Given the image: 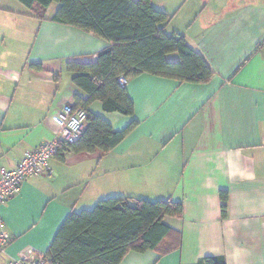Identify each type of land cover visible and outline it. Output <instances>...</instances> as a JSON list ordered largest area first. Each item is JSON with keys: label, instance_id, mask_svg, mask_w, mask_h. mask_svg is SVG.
<instances>
[{"label": "crops", "instance_id": "crops-1", "mask_svg": "<svg viewBox=\"0 0 264 264\" xmlns=\"http://www.w3.org/2000/svg\"><path fill=\"white\" fill-rule=\"evenodd\" d=\"M188 2L151 0L168 14V5L180 3L176 14L185 8L187 26L170 29L169 22L164 31L185 37L212 71L210 80L180 83L148 73L127 79L131 117L92 102L88 110L112 129L132 120L136 126L106 153L60 147L50 173L23 182L0 206L8 240L0 264L21 253L46 254L71 213L107 197L170 199L183 208L180 218L165 219L181 236L179 249L161 254L164 239L156 250L128 252L119 264H194L208 255L225 264H264V0ZM56 6L43 20L25 13L36 31L24 58L0 41V167H14L24 152L55 139L58 110L73 105L75 94L86 97L67 62L93 61L108 45L50 21ZM20 11L0 0L7 21L15 24ZM221 192L227 196L223 218Z\"/></svg>", "mask_w": 264, "mask_h": 264}, {"label": "trees", "instance_id": "trees-1", "mask_svg": "<svg viewBox=\"0 0 264 264\" xmlns=\"http://www.w3.org/2000/svg\"><path fill=\"white\" fill-rule=\"evenodd\" d=\"M32 16L45 19L47 8L56 4L49 20L92 34L107 46L93 61H69L71 81L86 93L73 96L75 106L86 111L84 128L73 144L59 143L69 152H108L132 130V120L124 129L114 130L88 106L99 101L106 112L133 115V103L126 80L141 73L169 78L180 83L203 84L212 71L181 34H167L164 26L172 14L152 6L151 0H18ZM39 65V64H37ZM40 67V65H39ZM56 152V154H57ZM221 217L226 215V193H220ZM182 204L170 199L148 201L130 197H107L92 208L71 213L61 224L47 253L50 264H119L130 251L156 250L167 239L165 254L180 248L181 236L166 222L180 218ZM194 264H225L217 255L204 256Z\"/></svg>", "mask_w": 264, "mask_h": 264}, {"label": "built area", "instance_id": "built-area-1", "mask_svg": "<svg viewBox=\"0 0 264 264\" xmlns=\"http://www.w3.org/2000/svg\"><path fill=\"white\" fill-rule=\"evenodd\" d=\"M118 82L121 86H125L127 80L119 76ZM85 120L86 111L82 107L74 104L64 105L52 119L57 128L55 139L24 152L14 167H0V206L20 192L24 181L41 173L51 172L50 161L56 155L58 144L69 145L76 142L82 133ZM7 243L8 240L2 231L0 214V253L4 252ZM8 264H50V262L45 254L29 252L21 253Z\"/></svg>", "mask_w": 264, "mask_h": 264}, {"label": "rangeland", "instance_id": "rangeland-1", "mask_svg": "<svg viewBox=\"0 0 264 264\" xmlns=\"http://www.w3.org/2000/svg\"><path fill=\"white\" fill-rule=\"evenodd\" d=\"M12 3H15L16 7L19 8L21 11V16H16L15 19H17V22L11 23L10 21H7L4 16H0V41L3 40L4 44L8 46V48L12 49V52L17 54V57H25L26 51L29 48L30 42L33 39V35L36 31V22L28 20L25 13H29L30 10L25 7L23 4L18 2L17 0H10ZM162 1V0H160ZM164 1H172V0H164ZM197 0H189L188 5L190 3H196ZM180 2V1H177ZM176 4V3H175ZM177 5H168L169 7V14L171 16L169 28H173L174 26L176 28H183L186 27L188 22L184 20L183 17V11L179 12L178 14L174 13V8H177ZM211 6V4H208L207 7ZM187 7V6H186ZM172 10V11H171ZM17 13L19 11H16ZM175 14V15H174ZM2 15V14H1ZM16 27V28H15ZM170 29L168 32L170 33ZM16 47V48H15ZM9 51V50H8ZM62 81H66V71L62 73Z\"/></svg>", "mask_w": 264, "mask_h": 264}]
</instances>
